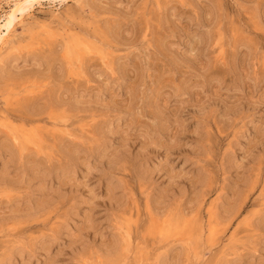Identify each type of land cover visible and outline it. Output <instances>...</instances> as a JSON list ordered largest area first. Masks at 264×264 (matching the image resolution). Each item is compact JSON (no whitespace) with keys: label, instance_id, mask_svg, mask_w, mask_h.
Wrapping results in <instances>:
<instances>
[{"label":"rangeland","instance_id":"rangeland-1","mask_svg":"<svg viewBox=\"0 0 264 264\" xmlns=\"http://www.w3.org/2000/svg\"><path fill=\"white\" fill-rule=\"evenodd\" d=\"M23 19L0 50V264H264V0Z\"/></svg>","mask_w":264,"mask_h":264},{"label":"bare ground","instance_id":"bare-ground-1","mask_svg":"<svg viewBox=\"0 0 264 264\" xmlns=\"http://www.w3.org/2000/svg\"><path fill=\"white\" fill-rule=\"evenodd\" d=\"M42 1L52 2L53 0H19V5L17 9L15 11H12V14L8 15L7 18L1 22V25H0V50L1 51L6 46L7 39L12 34L17 23H19L24 18V16H26L29 12L33 11V8L35 7V5H39ZM10 2H12V0H6L7 4ZM15 50H16V46L14 44H11L8 48L5 49V53L0 56V62L3 61L4 63L5 61L7 62L8 60H10L9 59L10 55ZM208 231H209V238H212L215 233L214 229L210 227Z\"/></svg>","mask_w":264,"mask_h":264}]
</instances>
